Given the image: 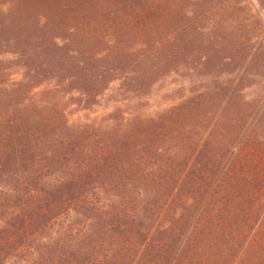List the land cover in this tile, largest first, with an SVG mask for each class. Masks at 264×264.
<instances>
[{
    "label": "trees",
    "instance_id": "16d2710c",
    "mask_svg": "<svg viewBox=\"0 0 264 264\" xmlns=\"http://www.w3.org/2000/svg\"><path fill=\"white\" fill-rule=\"evenodd\" d=\"M220 1L0 0V264H233L216 214L245 127L198 114L238 119L264 42L208 29ZM181 67L211 82L156 119L69 124L111 84L141 98Z\"/></svg>",
    "mask_w": 264,
    "mask_h": 264
},
{
    "label": "rangeland",
    "instance_id": "374dc122",
    "mask_svg": "<svg viewBox=\"0 0 264 264\" xmlns=\"http://www.w3.org/2000/svg\"><path fill=\"white\" fill-rule=\"evenodd\" d=\"M213 10L214 20L208 22L207 28L216 27L231 38L238 48L245 46V42L246 46L251 44L257 48L264 42V10L255 0L215 2ZM11 59L10 56L0 57L5 61ZM234 69L230 68L229 71ZM245 70L239 69L232 75L225 73L219 82L228 79L237 81ZM10 74V81L18 82L22 70L11 67ZM210 82V79L189 71L188 67H181L160 79L149 95L141 98L120 94L119 84L115 82L99 97L91 110L70 113L72 109L69 108L67 118L69 124L95 123L101 126H111L113 114L122 116L126 121L134 116L156 119L160 113L188 101L192 97L191 91L208 86ZM243 82L240 96L244 105L238 119L234 114H229L233 106L229 116H222L218 111L213 116L200 113L198 117L208 124V128H220L228 135L235 129L233 120L244 124L242 147L231 148L234 167L228 182L229 204L224 215L216 216L220 224L230 228L225 232L223 242L228 245L225 247L226 255L232 259L235 257L233 264H264V62L258 61L247 75L245 72ZM226 117L224 126L222 123ZM200 144H203L202 140ZM216 209L223 213L221 202Z\"/></svg>",
    "mask_w": 264,
    "mask_h": 264
}]
</instances>
